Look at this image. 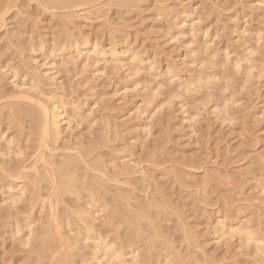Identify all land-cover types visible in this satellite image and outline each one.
I'll list each match as a JSON object with an SVG mask.
<instances>
[{"label": "rangeland", "instance_id": "rangeland-1", "mask_svg": "<svg viewBox=\"0 0 264 264\" xmlns=\"http://www.w3.org/2000/svg\"><path fill=\"white\" fill-rule=\"evenodd\" d=\"M57 261L264 264V0H0V264Z\"/></svg>", "mask_w": 264, "mask_h": 264}, {"label": "bare ground", "instance_id": "bare-ground-1", "mask_svg": "<svg viewBox=\"0 0 264 264\" xmlns=\"http://www.w3.org/2000/svg\"><path fill=\"white\" fill-rule=\"evenodd\" d=\"M15 113H16V112H15ZM23 113H24V112H23ZM27 113H28V112H27ZM40 114H41V113H40ZM21 115H22V114H21ZM35 115H36V114H35ZM31 116H32V115H30V117H31ZM33 116H34V115H33ZM38 116H40V115H38ZM38 116H37V117H38ZM41 116H42V114H41ZM44 116H45V118H44L45 120H44V122L42 121V122H43V127H42L43 136H44V137H49L50 134H51V130H52V128L55 127V125H56V122H54L53 119H51V117L49 116V114H48L47 112L45 113ZM61 116H62L61 114L58 115L59 118H61ZM16 118H17V117H16ZM40 118H41V117H40ZM31 119H33V118L31 117ZM34 119H35V117H34ZM36 119H37V118H36ZM36 119H35V120H36ZM35 120H34V121H35ZM42 120H43V119H42ZM37 121H38V120H36V122H37ZM51 121H52V122H51ZM59 121H60V120H59ZM1 122H2V121H1ZM42 122H41V123H42ZM50 122H51V123H50ZM37 123H38V122H37ZM3 126H4V125H3ZM36 126H37V125H36ZM53 129H54V128H53ZM55 132H56V131H55ZM6 133H7V132H6ZM56 134H57V132H56ZM56 134H55V135H56ZM51 135H52V134H51ZM53 135H54V133H53ZM13 136H14V135H13ZM4 137H5V136H4ZM55 137H56V136H55ZM42 143H43V142H42ZM44 145H45V144H44ZM43 147H44V146H43ZM41 148H42V147H41ZM51 151H52V150H51ZM45 159H46V158H45ZM67 159H68V158H67ZM72 161H73V160H72ZM37 163H38V162H37ZM70 163H71V162H70ZM62 164H63V163H62ZM74 164H75V161H74ZM35 165H36V164H35ZM36 166H37V165H36ZM36 166H35V167H36ZM40 167H41V166H40ZM69 168H71V167H69ZM75 168H76V167H75ZM50 169H51V168H50ZM66 169H67V168H66ZM25 170H26V169H25ZM38 170H41V169L39 168ZM32 171H33V170H32ZM41 171H42V170H41ZM44 171H45V170H44ZM67 171H68V170H66L65 172H67ZM18 172H19V171H18ZM27 172H28V171H27ZM15 173H16V172H15ZM28 173H29V172H28ZM56 173H57V171H56ZM40 174H41V173H40ZM58 174H59V173H58ZM70 174H71V172H70ZM34 175H35V173H34ZM47 175H48V173H47ZM47 175H46V176H47ZM48 176H49V175H48ZM56 176H57V175H56ZM53 177H54V176H53ZM70 177H71V176H70ZM37 178L41 179V176H40V177L38 176ZM17 179H18V178H17ZM17 179H16V180H17ZM39 179H38V180H39ZM47 179H48V178H47ZM68 179H69V178H68ZM45 180H46V178H45ZM69 180L71 181V178H70ZM69 180H67V181H69ZM41 181H43V180H41ZM46 181H47V180H46ZM49 181H50V180H49ZM6 183H7V182H6ZM21 183H22V182H21ZM43 183H44V181H43ZM52 183H53V182H52ZM58 183H59V182H58ZM58 183H57V184H58ZM63 183H64V182H63ZM10 184H11V183H10ZM14 184H15V183H14ZM14 184H13V185H14ZM16 184H17V183H16ZM50 185L52 186V184H50ZM53 185H54V183H53ZM65 185L67 186V184H64V185H63V186H64V187H63L64 190H66V189H65ZM19 186H20V185H19ZM37 186H38V185H37ZM59 186H61V185H59ZM73 186H74V185H73ZM73 186L70 185V187H73ZM49 188H51V187H49ZM55 188H56V187H55ZM57 188H58V187H57ZM47 189H48V188H47ZM67 189H69V187H68ZM72 189H73V188H72ZM21 190H22V189H21ZM52 190H53V189H52ZM60 190H61V189H60ZM60 190H59V191H60ZM62 190H63V189H62ZM62 190H61V191H62ZM25 191H26V190H25ZM59 191H58V193H57L58 196H59ZM22 192H23V191H22ZM62 192H63V191H62ZM48 194H49V193H48ZM48 194H47V195H48ZM45 195H46V194H45ZM51 195H52V194H51ZM53 196H54V195H53ZM33 199H34V198H33ZM53 199H54V198H53ZM34 200H35V199H34ZM55 200H56V199H55ZM58 200H59V199H58ZM30 201H31V199H30ZM60 201H61V200H60ZM58 202H59V201H58ZM42 207H43V206H42ZM54 207H55V206H54ZM54 210H55V209H54ZM127 220H128V219H127ZM130 220H132V218H131ZM129 224H131V223H129ZM61 257H62V256H61ZM62 258H63V257H62ZM65 259H67V258L64 257L63 260H65ZM59 261H60V260H59ZM61 261H62V260H61ZM66 261H68V260H66ZM58 263H59V262L57 261L56 264H58ZM66 263H67V262H66ZM66 263H65V261H63L62 264H66Z\"/></svg>", "mask_w": 264, "mask_h": 264}]
</instances>
